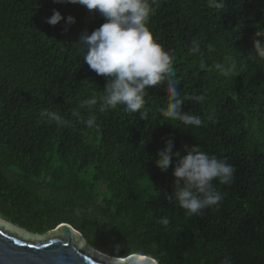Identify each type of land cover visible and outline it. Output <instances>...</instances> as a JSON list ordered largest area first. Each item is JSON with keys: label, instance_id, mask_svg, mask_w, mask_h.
Wrapping results in <instances>:
<instances>
[{"label": "trees", "instance_id": "trees-1", "mask_svg": "<svg viewBox=\"0 0 264 264\" xmlns=\"http://www.w3.org/2000/svg\"><path fill=\"white\" fill-rule=\"evenodd\" d=\"M147 3L146 26L171 73L146 86L144 108L131 113L106 104L111 77L85 61L82 37L106 22L98 10L0 0V214L37 234L68 222L116 257L264 264V57L255 47L264 44V0ZM54 11L63 18L52 25ZM169 81L178 111L200 126L162 115ZM169 142L172 163L161 170ZM194 147L235 172L227 185L212 181L218 204L189 215L175 197L174 168Z\"/></svg>", "mask_w": 264, "mask_h": 264}, {"label": "clouds", "instance_id": "clouds-1", "mask_svg": "<svg viewBox=\"0 0 264 264\" xmlns=\"http://www.w3.org/2000/svg\"><path fill=\"white\" fill-rule=\"evenodd\" d=\"M70 3H79L90 11L98 10L105 18L103 23L91 34L82 37L88 46L85 61L97 74L111 77L107 86L106 104L116 107L118 104L126 105V110L135 113L144 108V89L146 86L159 84L165 75L171 73L170 56L162 46L157 43L146 22L150 15L147 0H68ZM222 8L223 4L215 5ZM59 11L48 19V23L55 25L61 19ZM67 21L74 23L75 18L68 16ZM255 47L261 57H264V44L255 41ZM170 94L168 106L161 109L165 118L179 119L185 125L200 126L202 120L199 117L181 114L178 109L181 100L177 99L179 93L169 81L167 89ZM203 100L204 97H199ZM89 105L95 104L94 99L88 100ZM103 107L101 111H103ZM43 114V113H42ZM52 119L59 122L60 117L51 114ZM146 113L141 112V117ZM89 127L93 125V119L87 121ZM156 161L161 170H167L172 163V145L158 153ZM178 155V154H177ZM235 172V167L225 159H217L206 152L194 147L186 155L178 160L174 168L176 177L175 197L181 208L187 214H197L201 209L218 204L222 195L212 184L218 179L221 185L229 184ZM182 185V186H181ZM164 225L169 223L164 218ZM116 264H120L119 261ZM152 264H158L153 261Z\"/></svg>", "mask_w": 264, "mask_h": 264}, {"label": "water", "instance_id": "water-1", "mask_svg": "<svg viewBox=\"0 0 264 264\" xmlns=\"http://www.w3.org/2000/svg\"><path fill=\"white\" fill-rule=\"evenodd\" d=\"M78 231L70 223L62 222L48 234H36L6 221L0 214V264H116L117 261L152 264L157 261L139 253L128 257L105 255L88 244Z\"/></svg>", "mask_w": 264, "mask_h": 264}, {"label": "rangeland", "instance_id": "rangeland-1", "mask_svg": "<svg viewBox=\"0 0 264 264\" xmlns=\"http://www.w3.org/2000/svg\"><path fill=\"white\" fill-rule=\"evenodd\" d=\"M2 216V215H1ZM6 221H8V222H10V223H12V224H14V225H17V226H19V227H21V228H23V229H25V230H27V231H29L28 229H26L24 226L25 225H27V224H29V222L28 221H26V220H24V219H22V218H20V219H17V221L19 222V224L18 223H14V222H11V221H9V219H7V218H5L4 216H2ZM76 231H78L77 229H75ZM50 232H52V231H49V232H47V233H44V234H48V233H50ZM79 232V231H78ZM33 233V232H32ZM80 233V232H79ZM37 234V233H36ZM81 234V233H80ZM82 235V234H81ZM82 237L86 240V242L89 244V242L87 241V239L82 235ZM100 252H102L103 254H107V255H111L112 256V254L111 253H107V252H104V251H100Z\"/></svg>", "mask_w": 264, "mask_h": 264}]
</instances>
